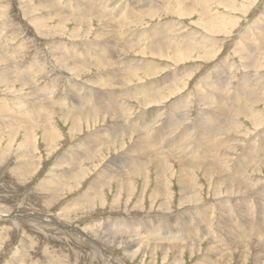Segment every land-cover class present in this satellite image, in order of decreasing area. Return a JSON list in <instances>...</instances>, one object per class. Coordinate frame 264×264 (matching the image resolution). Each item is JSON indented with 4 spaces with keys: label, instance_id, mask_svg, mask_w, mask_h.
Here are the masks:
<instances>
[{
    "label": "rangeland",
    "instance_id": "374dc122",
    "mask_svg": "<svg viewBox=\"0 0 264 264\" xmlns=\"http://www.w3.org/2000/svg\"><path fill=\"white\" fill-rule=\"evenodd\" d=\"M43 1L0 0V53L11 57V62H8L7 64L9 65L5 68L2 66L6 64L4 65L3 62H0V79L10 77L11 75L13 76L12 78L14 76L29 78L31 81L35 80L34 87L37 88V92H34L31 89L32 86L27 85L24 86L25 88H20L17 83L8 86V88L0 87V109H4L7 112L6 116H0V264H111L108 262L106 254L111 255L117 264H219L222 254L226 255L229 252L231 253L230 264H240L244 257L243 250L241 255H238V251L231 247L234 243L224 244L225 242L230 243L240 237L238 231L240 221L244 224L249 234L248 236L245 235L243 240L245 239V243L246 240L249 241L248 244L251 249V252L247 253L245 264H264V256L261 255L264 251L261 248L258 249L255 247L253 241L256 236L249 233L251 222L252 224L257 223L256 221L259 222L261 216L264 217L263 210H256V216L258 218L256 221L240 220L241 215L239 213H229L236 216V221L228 222L226 216L229 205H215L214 203L219 199L227 198L224 196L225 187L220 184L221 194H216V187L215 195L222 197L214 198L212 191L216 184V177L208 179L200 171H197V175L195 176L197 185L194 184L191 186L192 190H190V193L192 194H189L190 197L183 196L180 192L181 187L179 181L174 173V170H177L178 164L174 159L166 158L164 163L168 165H166L169 168L168 173H172V176H170L171 179L166 177L169 179L167 180L169 188L166 199L163 195H158L155 198L151 196V193L157 192L154 190L156 186H158V190L160 189L158 184L160 179H155L156 175L152 164L147 166V168L149 167V183L147 181L143 186L144 178L142 176H135L134 179L136 180L133 182L134 188L130 190L123 189L120 192L119 199L116 201L113 200L117 197V188L114 181L109 182L105 179V182L103 183V180L100 182L99 188H96V190H99L95 191V189H92L90 184L98 176L97 172L101 168H105L107 164L115 161V158L116 164L121 161L122 168L128 165H137L128 162L129 158H131V156L127 157L128 150L117 155L130 143L128 142V137L125 135L124 137L121 136L122 138L120 139V142L123 141L122 147H118L119 145L116 148H113L111 145L107 148L97 147V149L102 151L103 155H98L97 153V157L94 158L95 160L81 162L82 166L86 168L83 176L81 175V177L73 182L71 180H67L68 182H66L63 178L59 188L54 189L55 186L52 183L54 179L64 176L65 171L69 169V165L66 162L74 160V156H66L68 157L66 158L64 155L70 153L71 151L69 150L75 148L76 143L78 144L79 140L85 137L91 130V133L98 131L100 134L103 125L105 123L109 124L112 119L106 116L104 120L99 119L98 122L94 123L95 127L92 124L88 128L83 119L84 129L77 133H72L69 130L70 120L68 122L63 120L64 118L61 115L62 109L68 110L71 107H75L76 109L84 108L83 103H79V93L95 94L101 89V87H95L93 84L98 81L97 75L99 71H102L101 69H96L93 65H84V68L75 66L83 57L84 52L90 48V45L93 42H97L94 31L99 26V21L90 15L88 16L89 21L76 25L73 17L70 16L77 15L80 10L71 6L69 0H52L57 4L66 6L64 12H61L62 15H66V18L59 23L58 13H53L54 11L47 13L48 8L51 7H41ZM105 1V4L107 3L109 5L108 10L109 8L110 10H117L120 14L122 13L127 16V8H130L136 13L137 18L142 15L138 18L140 20H138V23H135L136 25L133 24L132 26L131 23L135 18L127 21L126 24L130 25L131 23V26L123 27L124 29L122 28V31L125 29L140 30L159 24L165 25V23H171L172 26V23H174L173 29L168 30V28H165V31H163L164 29L162 30L166 33V37L171 36L173 33V35H177V44L201 43L198 46L199 48L196 49L197 51L193 48L190 54H188L189 56H186V58L180 56L176 62H172L166 57L149 56V54L141 55L139 53L141 50H138L139 48H135L129 53L123 51L124 49H122V52L114 53L115 57L116 55L119 58L123 56L138 57L148 62L151 61L149 63L160 67V71L157 73L158 75H150L145 77V80L164 79L167 76L169 77L173 71L175 72V76H173L175 80L173 79V81L176 83L174 85H169L170 81L167 80L165 85H162L163 83L161 84L162 87L169 85L170 90H173V92H165L169 88H164L163 91L162 87H160L157 91V96L154 98L160 100L158 103L151 102L145 108V106H139L136 102L137 100H126L132 108L131 115L135 118L139 117L141 115L140 113H144L143 110L149 116L150 112L156 110L155 107H160L154 129L157 127L163 128V124L170 125L172 123L171 126H167L160 131L158 139H156L158 141H156V144H153L159 153H163L162 151L168 148L174 151L177 150L175 154L181 156L182 154H180L181 152L178 149L180 150L185 146L189 138L187 137L188 135L183 132L181 136L179 135L175 139L169 137L171 135L174 136L176 133L178 134L181 128H188L186 132L193 133L191 127L192 124L195 125L198 112L202 111L206 113V111H209L208 106L203 104L201 98L198 96L197 90H214L211 89L210 84L213 82H221L224 84L221 90H229V95L232 96L229 100L234 101L235 97L232 92L242 85L241 77L244 75V78L247 77L245 80L249 78L248 81H251L250 84L256 85L253 87V89L255 88L254 90L261 86L259 90L263 91L264 0H186V5L192 6L186 13L182 14L179 11L169 12L166 10L168 7H160L158 11L156 10L157 15L154 14L152 17L145 16L147 14L145 12L146 5L156 4V6H161L160 3L162 0ZM91 2L93 6L99 7V10L105 6L104 0H92ZM197 2L199 5L203 4V6L206 5L209 8L210 16L213 19L211 21L214 24H218L219 22L218 29L212 30L211 28L201 27L197 24L198 22L203 24V19L202 21H198L199 17L196 14L199 7L198 5V7L196 6ZM212 12L213 14H211ZM34 16L44 18L41 24L42 27H38L37 24L33 23ZM111 17L118 18L116 16ZM188 31H192L194 36L186 39L183 38L182 36ZM257 39L263 41H260L259 46L256 45L259 41ZM141 42L140 40L137 43ZM243 45L246 47H257L259 51L261 49V54L259 53L258 57H255L257 58L255 60L257 63L250 64L251 68L249 66L245 69V63H243L244 60L241 55L247 49ZM110 48L102 47V52L111 53L112 49ZM132 82L135 84V81ZM133 84H129V86ZM108 90L109 88H105L102 91ZM252 90H246V96L247 93H251L247 97V99L249 98L248 101H252L260 95V93ZM159 91L160 93H158ZM215 91L218 92L217 90ZM209 92L213 94H210L211 97H219L215 95L216 93L214 91ZM123 98L124 96L120 94L116 99L122 100ZM179 98H185L186 102H188V107L186 106L182 109L179 106L177 107L178 109H173L171 103L179 100ZM197 100L200 101L198 102ZM251 108L260 117L256 120L257 122L260 121L259 124H253L252 120L255 116L252 117L253 115L251 114V116L249 115L251 118L247 115L235 114L233 119L231 117L233 114H231L226 119L227 124L232 120L237 121L239 125L235 126L232 123L231 129L226 127L222 131L224 132L223 136L224 134L231 136V140L227 144H231L232 146L227 149L233 151L232 155L230 154V159L234 162L242 150H249L248 146H253V143L250 142L252 140L251 137L256 136V133L264 128V102L259 101L251 105ZM172 110L173 112L175 111V114H183V112L187 114L186 120L180 124V128L175 127L176 122L172 118ZM49 112L51 115H49ZM47 114L52 119L50 121L59 130V135H61L50 146L41 137L40 129L42 125L38 123L37 125L40 128L38 129L36 125L30 124L31 120ZM167 115L168 120L165 121ZM174 118L181 119L177 115ZM27 120H29V123ZM26 128H30L32 132L30 135L33 137V142H31L30 146L24 138L29 132L26 131ZM94 128L97 130L93 131ZM114 135V128L109 127L104 131V136L112 137ZM34 137L36 138L35 142ZM178 138H181V140L178 141ZM252 138L256 139L257 142L258 137ZM169 139H172V141H169ZM197 140H195L194 144ZM231 141H234V145H237L234 146ZM262 142L259 148L260 152L262 151L261 145L264 146V142ZM221 149L222 147H220L217 153L221 152ZM158 155L160 156L161 154ZM70 157H73V159ZM236 178L238 179V177ZM244 178V183L249 186V188L246 186L248 190L243 191L245 196L248 198L252 194L253 196L251 195V197L255 198L254 201L262 204L263 201L261 198L263 199L264 195L258 194H262L264 190V156L261 155L259 161L253 159ZM232 186L235 194L232 198L241 195L238 194L237 187L235 185ZM193 194L196 200H192ZM209 205L212 207L207 208L206 206ZM203 208L207 209L208 213L211 212V215H209L214 220L217 219L214 221L212 231L209 234L205 233L206 224L202 218L207 211ZM220 208H222V211H220ZM248 209L251 210L250 207ZM218 211L220 212L218 213ZM252 211L255 212V210H251V213H253ZM217 214H219V218H217ZM160 222L162 228L164 226L163 224L180 222V228L166 232L161 230L160 232H155V228L159 226ZM260 223L263 224V221L260 220ZM133 228L135 230L132 232L130 229ZM263 234L264 228H261L257 235L260 238V242ZM203 235H207L208 238L203 240L201 238ZM167 236L179 239L168 240V242L174 245H186L180 249L179 247H174L171 251H164L161 248H156V251H153L151 247L153 241H157L159 237L168 239ZM182 238L185 239L181 242L180 239ZM195 238L202 239L200 249L188 247L187 241L188 243L192 242ZM120 239L124 243L121 242L123 243L121 245L116 244L115 241L120 243ZM210 243L214 249L216 248L220 251V254H215L214 256L207 251ZM138 244L140 247H137ZM148 244L150 245L148 246ZM130 246L132 247L128 248ZM251 247L259 253L258 260L256 253L253 252ZM132 249L135 250L134 254L130 252ZM210 256L212 257L210 258ZM218 258L220 261H218Z\"/></svg>",
    "mask_w": 264,
    "mask_h": 264
},
{
    "label": "bare ground",
    "instance_id": "6f19581e",
    "mask_svg": "<svg viewBox=\"0 0 264 264\" xmlns=\"http://www.w3.org/2000/svg\"><path fill=\"white\" fill-rule=\"evenodd\" d=\"M69 1H70L71 6H74L76 9L78 8L80 10L77 13V15L70 16V17H73V21H75L74 23L76 25L89 21L88 16H90V15H92V17L96 18L99 21V24H98L99 26L94 31V36L96 37L97 42L96 43L93 42L94 44L92 43L90 45V48L87 49V51L84 50L85 52L83 54V57L81 58L82 61L81 60H80L81 62L78 61V63H76L75 66L78 68H80V67L84 68V65H86V66L87 65H90V66L93 65V67L95 66L96 69H101L102 71H99V74L97 75L98 81L93 83V84L95 85V87H98V86L101 87L102 90H104L105 88H109V90L108 91H102L100 89V91L95 93V94H90V93H85V92L79 93L78 92L79 93L78 94L79 103H83L84 108L83 109H81V108L76 109L75 107H71L68 110L62 109L61 115L64 118L63 120H65L67 122L70 120L69 121V124H70L69 130L72 133H77V132H80L81 130L84 129L83 119L86 122L87 128L90 125L98 122L99 119L104 120V117H106V116L111 118L112 121L109 124L105 123L103 125V127L101 128L102 131L100 132V134L98 133V131H94V130H97L96 128L93 129V131H94L93 133H91L92 130L90 132H88V134H86L85 137H83L82 139L79 140L78 144L76 143L75 148H72L71 150H69V151H71L70 153H68V154L66 153L67 155H64L65 157L66 156H74V160L73 161L70 160L71 162H66L67 161L66 159H65L66 161L63 160L66 162L67 165H69V169L65 171L64 176H60L58 179L57 178L54 179V181L52 182L55 186L54 189L59 188V185L62 184L63 178L66 180V182H68L69 180H71L73 182V181L77 180V178L81 177V175L83 176L85 171H86V168H84L82 166L81 162L86 161V160L92 161L95 157H97L96 156L97 153H98V155H103L102 151L97 149V147L99 148V146H101V147L107 148V147H110V145L113 148H116V146H118V145H119L118 147H122L123 141L120 142V139L122 138L121 136L124 137V135H125L126 137H128V140H129L128 142H130V143H129V145H126L124 143L127 147L124 145L126 148L122 149L120 152L118 151L119 153L117 152L118 153L117 155L122 154V152H124L125 150H128L127 157L131 156V158H129L128 162L135 163L137 165H135V166L128 165V166L122 168L121 167V161H119L116 164L115 163L116 158H115V161L112 160L113 161L112 163L107 164V166H105V168L104 167L101 168L97 172L98 176H96V178L92 180L93 182L90 185H91L92 189H95V191L99 190V189L96 190V188H99V184L103 180H104L103 183L105 182V179H107L109 182L114 181V184L116 185V188H117V192H116L117 197L113 200L116 201L117 199H119L120 192L123 191V189L130 190V189L134 188L133 182H134V180H136V179H134L135 176H142L144 178L143 179V186L147 183V181L149 179V169H148L149 167L147 168V166L149 164H152L154 173L156 175L155 179L156 178L160 179V182L158 183L160 189L158 190L157 189L158 186H156V188L154 190L157 192L151 193V196L155 198L158 195H163L166 199L168 188H169V184H167V180H169L168 178H170V176H172V173L171 174L168 173L169 172L168 171L169 168L167 167L168 165L165 164L164 162L166 161V158H170L171 160L174 159V161H176V163L178 164L177 170H174V173H175V176L177 177V180L179 181V185L181 187L180 192H181V194H183V196L188 197L189 194H192V193H190V190H192L191 186L194 184L197 185V182L195 181V179H196L195 176L197 175L196 174L197 171H200L201 174L205 178L209 179V178L216 177V184H215V186L213 185L214 190L212 189L214 198L222 197V196H216L215 195L216 187H217V191H216L217 195L221 194L219 184L222 185L223 187H225L224 196L227 198L219 199L214 203H215V205H224V204L229 205L227 207L229 212L227 211V216H226V220L228 222L229 221H231V222L236 221V216L229 214V213H235V212H237L241 215L240 220H244V221L245 220H254V221L258 220V218L256 216V210H258V211L263 210V213H264V198L263 199L261 198V200L263 201V203L261 204L260 202L254 201L255 198L251 197L252 194L250 195V197L247 198L245 196V194L243 193V191L248 190V189H246V186H248V184L244 183V180H245L244 177L247 174L248 168H250L251 162L253 161V159H257L259 161V157L261 155L264 156V146L261 145V147H262L261 152L259 150L261 142L262 141L264 142V128H262V130H260L258 133H256V136H252V137H258L257 142H256V139H253L251 137L252 140L250 142L253 143V146H248L249 150L248 149L242 150L240 155H238V157L236 158L237 160H235V162L232 159H230V157H231L230 154L232 155L233 151H229L230 149L229 150L227 149L230 146H232L231 144H229V145L227 144V143H229L228 141L231 140V138H230L231 136L225 135V134L223 136L224 132H222V131L225 130L226 127H229L231 129L232 123H234L235 126L239 125V123L237 121L235 122L232 120L230 122H228L229 124H227L226 119L231 114H233L231 116L232 119H233V116L235 114L236 115L243 114L245 116L246 115L249 116L251 114V115H253L252 117L255 116V118L252 120L253 124L254 125L259 124L260 121L257 122L256 120L259 119L260 117L258 116L257 112H255V110H253L251 108V105H254L259 101L264 102V97H261V95H264V89H263V91H260L259 89H261V86H259L260 88L256 87L257 89L254 90L255 88L253 89V87L255 84L251 85L252 84V83L250 84L251 81L250 82L248 81L249 78L247 80H245V78H247V77L244 78V75H243L241 77L242 78V80H241L242 85H240V86L238 85L239 87H237L235 89V91L232 92L233 96L235 97V100L233 99L234 101L229 100V98L232 97L229 95V93H230L229 90H227V91L221 90V88L224 86V84H222L221 82H213L212 84H210L211 89H214V90H209V91H214L216 93L215 95L219 96L218 98L211 97L210 94L211 95H213V94L209 91H206V90L205 91L204 90L198 91L197 90L196 92H197L198 96L201 98L203 104L208 106L209 111H206V113L202 112V111L198 112L197 120L195 118V120H196L195 125L196 126L192 124V127H191V129H193V133L186 132V131H188L187 130L188 128H183V129L181 128L178 134L176 133L177 131L175 132L177 135L175 134L174 136L171 135V137H169V138L175 139V138H177V136H179V135L181 136V133H183V132L186 133V135H188L187 136V137H189L188 141L187 142L184 141V142H186L185 146L182 147L183 144L181 143L182 148L180 150L178 149V151L181 152V153L180 152L179 153L182 154L181 156H177L175 154V152H177V150L174 151L173 149H168V148H166V150L162 151L163 153H159L157 148H155V146L153 144H156V141H158L156 139H158L160 131L167 126H171L172 123L170 125L169 124L166 125V124L162 123L163 128L157 127L154 129V124L157 123L156 118H158L157 113H158V110L160 109V107H158V108L155 107L156 110L155 111L153 110V112H150L149 116L147 115L145 110H143L144 113H140L141 115H139V117L135 118V117H132V115H131L132 114L131 113L132 108L128 104V102H126V100H128V99L137 100L136 102L138 103V105L139 106H145V108H146L147 104H149L151 102H157L158 103L160 100L154 99L157 96V91L159 90L160 87H162V85H165L167 83V81H170L169 85H171V84L174 85V83H176L173 81V79L175 78V77L173 78V76H175L174 75L175 72L173 71L169 77L167 76L164 79L145 80V77H148V76L153 75V74H157L160 71V67H156V65L149 63L151 61L148 62V61H145L144 59H139L138 57H124L123 56L122 58L121 57L119 58V56L117 57V55L115 57L114 53L115 52L118 53L119 51L122 52V49H124L123 51H126V53H129V52L133 51L135 48L136 49L139 48L138 50H141V51L140 52L138 51V52L141 55H148L149 54V56L154 55V56L163 57V58L166 57V58H169L172 62H176L178 60V57H180V56H183L184 58H186V56H189L188 54H190V52L193 50V48H195V50H196L197 48H199L198 46H200L201 43L198 42L199 44H193V43L192 44H189V43L177 44V35H173V33H172L173 36L171 35L169 37H166V33H164L163 31H165V28H168V30H170L172 27H174V23H172V26H171V23L166 24L164 22L165 25L159 24L157 26H151V27L140 29V30H135V29H127L126 30L125 29L122 31L121 29L123 27L131 26V23H132V26L136 22L138 23L139 22L138 20H140L138 18H140V16H142V15H140L137 18L136 13L133 12L130 8H127V14H128L127 16H125L122 13L120 14L117 10H115V11L110 10V8L108 10L109 5L107 3L105 4V2H106L105 0H104L105 6L101 10H99V7H95L92 5V2H91L92 0H69ZM69 1H68V3H69ZM108 1H110V0H108ZM168 1H170V0H166V1L162 0V2L160 3L161 6L160 5L156 6V4H147L146 8H145L146 9L145 12L147 14H145V16H147V15L150 17L154 16V14L157 13L156 10L158 11V9L160 7H168V8H166L167 11H169V12H178L179 11V13H182V14L186 13V11H189V9L192 8V6L190 7L189 5H186V0H172L171 2H168ZM203 2L205 3V1H203ZM194 4H195V2H194ZM207 4H209V3L207 2ZM196 6L198 7V12L195 11L199 17L198 21H202V19H203V24L199 23V22L197 24L201 27L204 26L205 28H211L212 30L218 29L219 22H218V24H216V23L214 24V22L211 21L213 19L210 16L209 8L206 7V5L203 6V4L199 5L198 2L196 4ZM41 7H51V8H48L47 13L48 12L50 13L53 11H54L53 13H58L57 17L59 18V20H58L59 23H61L64 20V18H66L65 14H63V15L61 14V12H64V9L66 7L64 5L57 4L52 0H47V1L44 0L42 2ZM113 8H114V6H113ZM74 11H75V9H74ZM137 12H138V10H137ZM142 12H144V11L142 10ZM211 14H213V12ZM186 15H188V14H186ZM111 16H116L120 20L118 21V18L111 17ZM70 17H68V18H70ZM43 19L44 18H42L41 16H34L33 17V23L37 24L39 27V26H41ZM133 19H134V21L131 22L130 25L126 24L127 21L133 20ZM124 24H126V25H124ZM59 26H61V25L59 24ZM128 28H130V27H128ZM76 32H77V30H76ZM191 36H194V33L192 31H188L182 37L186 39V38H189ZM134 38H135V41H134ZM140 40L142 42L137 43V42H140ZM257 40H259V41L256 45L259 46V43L261 40L260 39H257ZM261 42H263V41H261ZM139 45H141L143 47H141ZM194 45H196V46H194ZM261 46H263V45H261ZM102 47H111L110 48V49H112L111 53H106L104 51L102 52ZM243 47H245L247 49L246 51H243L242 55H241V57L244 60L243 63H245V69H246L250 66V64H254V63L256 64L257 63L255 61L257 58H255V57H258V54L260 53L261 49L259 51V48H257V47H255V48L250 47V46L246 47L245 45H243ZM200 50H202V49H200ZM262 51H263V49H262ZM64 52H66V51H64ZM177 53H178V55H177ZM251 53H254V54H251ZM0 58H2V59H0L1 60L0 62H3L4 65L6 64L5 66H2L3 68H5L9 65V64H7L8 62L9 63L11 62V60H10L11 57H9L3 53H0ZM248 61L250 62L249 64H248ZM250 68H251V66H250ZM176 75H178V74H176ZM12 77L13 76L11 75L10 77L0 79V87L8 88V86H12L15 83H17L20 86V88H25L24 86L30 85V86H32V88H31L32 91L34 90V92H37V88L34 87V85H35L34 81L35 80L31 81V79H29V78H23V77H19V76H17V77L14 76V78H12ZM101 77H104V78H101ZM132 81H135L134 82L135 84H133ZM164 81H166V82H164ZM129 84H133V85L129 86ZM169 85L162 87L163 91H164V88H169L170 87ZM10 89H13V88H10ZM170 89L171 88L167 89L165 92H168V93L173 92V90H170ZM215 90H217L218 92H216ZM246 90L255 91L256 93H260V95L258 98L253 99L252 101L251 100L248 101L249 98L247 99V97H249V95H251V93L248 91L249 93H247V96H246V92H247ZM158 93H160V91ZM120 94H122L124 96V98L122 100H119V99L117 100L116 98L118 96H120ZM33 97H35V96H33ZM185 98H181V99L179 98V100L172 102L171 104L173 106H171V107L173 109H175V108L178 109L177 107L181 106V108L184 109L188 103V102H186L187 98L186 99ZM197 101L199 102L200 100H197ZM109 102H110V104H108ZM214 103H215V105H214ZM189 104H190V102H189ZM172 112H173V110H172ZM169 114H170V112H169ZM6 115H7L6 110L0 109V116L4 117ZM49 115H51L50 112H49ZM49 115L47 114V115L39 117L37 119H33V120H31L30 124L36 125L38 129H40V128L38 127L37 124L39 123L42 125V128L40 129L41 137L50 146V144L54 143L57 140V137L58 136L61 137V135H59V130L55 127V125L52 123V121H50L52 119H50L51 117H49ZM175 115H177L181 119L174 118ZM186 115H187L186 112H183V114H181V113L175 114V111H174L172 113V118L176 122V126H175L176 128H180V124L186 120ZM136 119H137V121H136ZM120 120H121V122H120ZM167 120H168V115L166 116L165 121H167ZM22 121L24 122V120H22ZM254 121H255V123H254ZM25 122H26V120H25ZM27 122L29 123V120H27ZM93 127H95V124L93 125ZM109 127L114 128V134L115 135L112 137L104 136V131H106ZM196 127L199 128V130H197ZM29 129L30 128H26V131L27 132L29 131V132H28V134H26V136L24 138L26 141H28L29 146H30L31 142H33V137L30 135V133H32V132H31V129L30 130ZM98 129H100V128H98ZM195 132H196V134H195ZM217 135H219V136L217 137ZM133 136H134V138H133ZM172 139H169V141L170 140L172 141ZM180 140H181V138L178 141H180ZM195 140H197V142L194 144ZM35 141H36V138L34 137V142ZM23 142H22V144H23ZM107 143H109V144H107ZM234 143H233V145H234ZM174 144H176V143H174ZM236 145L237 144H235L234 146H236ZM169 146H171V145H169ZM177 147H178V145H177ZM220 147H222L221 152L217 153L218 150L220 149ZM115 151H117V150H115ZM158 154H161V155L159 156ZM66 158H68V157H66ZM70 158L73 159V157H70ZM57 164H59V163H57ZM80 164H81V166H79ZM147 169H148V171H147ZM61 174H63V173H61ZM166 177H168V178H166ZM236 177H238V179ZM193 179H194V182H193ZM242 179H243V181H242ZM148 183H149V181H148ZM232 185H235L237 187L238 194H241V195H239L235 198L234 197L232 198V196L235 195L234 191L232 190V188H233ZM248 188H249V186H248ZM258 189H260V188H258ZM257 193H258V191H257ZM238 194H236V195H238ZM97 195H99V194H97ZM258 195H264V190H263L262 194L259 193ZM168 198H170V196H168ZM182 198H184V197H182ZM192 198H193L192 200H196V197L194 194H193ZM211 199H213V198H211ZM165 201H167V200H165ZM230 203H232V205H230ZM255 204L258 206H256ZM210 206L211 205L206 206V207L208 208ZM248 207H250L251 210H255V212L252 211L253 213H251V210H249ZM204 210L207 211V209H204ZM210 210H212V209H210ZM220 211H222V208H220ZM220 211H218V213ZM210 213H208V211H207L205 213V216L202 218L203 222L206 224V232H205L206 234H209L212 231V225H213L214 221L217 220V219L214 220V218L212 216H210L211 215ZM212 213H213V211H212ZM197 214H198V212H197ZM217 218H219V214H217ZM260 220L263 221V224L260 223ZM43 221H44V219H43ZM128 221H129V219H128ZM256 222L257 223H254V224H252V222H251V228H250L249 233L251 235L256 236L255 240L253 241V244L255 245V247L258 249L261 248L262 251H264V234H263V238L261 237V242L259 241L260 238L257 236L259 231L261 230V228H264V217L261 216V218L259 219V222L258 221H256ZM179 223L178 222L168 223V224L166 223V224H163L164 226L162 228V224L160 222L159 226L156 225L158 227L155 228V232H160V230L163 232L170 231L173 229L178 230L180 228ZM122 224H124V223H122ZM160 226H161V228H159ZM130 230H132V232H133L135 230V228L130 229ZM152 230H153V226H152ZM238 231L240 233V237L234 239L230 243L225 242L224 244L228 245V244L234 243V244H232L233 246H231V247H233L234 249H236L238 251V255H241V252L243 250L244 257H243L242 262L240 264H245L246 259H247V253L248 252L250 253L251 249L249 248V244H248L249 241L246 240V243H245V239L243 240V237L245 235L248 236L249 234L247 233L246 228L241 221H240V225L238 227ZM81 233L83 234V232H81ZM122 233L124 234V232H122ZM83 236H85V235H83ZM209 237H211V236H209ZM167 238L168 239H164L163 237H159L157 239V241H153V244H151L153 251L156 248H161L164 251H169V250L171 251V249H173L174 247H176V248L179 247V249H180V248H184V246L186 245L185 244L184 246H182V244H181L180 245L181 247L179 245H174V244L168 242V240L171 241L172 239H177V238L176 237L171 238L170 236H167ZM201 238H203V240H204V239H207L208 237H207V235H203ZM183 239H185V238L180 239L181 242ZM135 240H138V239H135ZM177 240H179V239H177ZM119 241H120V243L118 241H115V243L119 244V245L124 243L121 239ZM121 242H123V243H121ZM136 242L139 243L138 241H136ZM201 243H202V239H196V238L193 239L192 242L188 243V241H187L189 248H195L196 247V249H200ZM149 245L150 244H148V246ZM259 245H261V246H259ZM131 247L132 246H130L128 248H131ZM137 247H140V245L138 244ZM230 249H232V248H230ZM252 249H253V252L256 253V257L258 260V254L259 253L254 248H252ZM207 251L209 253L213 254L214 256H215V254L216 255L220 254V251L216 248L214 249V247H212L211 243L207 247ZM130 252H131V254H134L135 250L132 249ZM206 252H205V254H206ZM126 253L128 254V252H126ZM230 255H231L230 252L227 253L226 255L222 254L221 262H219V264H230V257H231ZM261 255L264 256V252H262ZM106 256H107L106 258L108 259L109 263L117 264L114 261V259H112L113 257H111V255L106 254ZM211 257L212 256H210V258ZM218 259H215V260H218ZM218 261H220V259Z\"/></svg>",
    "mask_w": 264,
    "mask_h": 264
},
{
    "label": "crops",
    "instance_id": "0c3cea01",
    "mask_svg": "<svg viewBox=\"0 0 264 264\" xmlns=\"http://www.w3.org/2000/svg\"><path fill=\"white\" fill-rule=\"evenodd\" d=\"M261 97H264V95H261Z\"/></svg>",
    "mask_w": 264,
    "mask_h": 264
}]
</instances>
